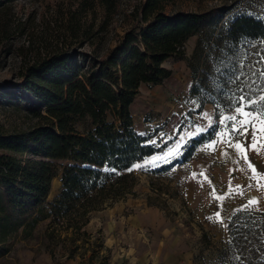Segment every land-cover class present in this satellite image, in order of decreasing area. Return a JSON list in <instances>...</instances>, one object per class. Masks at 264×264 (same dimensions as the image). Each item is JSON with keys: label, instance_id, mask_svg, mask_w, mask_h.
<instances>
[{"label": "rangeland", "instance_id": "1", "mask_svg": "<svg viewBox=\"0 0 264 264\" xmlns=\"http://www.w3.org/2000/svg\"><path fill=\"white\" fill-rule=\"evenodd\" d=\"M144 3L145 0H18L1 11L0 132H27L39 122L34 113L37 108L27 103L25 92L19 88L21 73L27 67L59 53L105 56L119 45L126 32L144 24L140 14ZM179 10L219 12L210 17L201 34L187 41L184 59L164 63L172 73L169 80L160 85H143L139 90L133 108L134 124L159 151L136 164L142 167L132 168L136 182L131 194L91 215L84 229L90 242L79 241L80 249L69 259L67 250L72 246L61 241L66 233L59 232L49 215V204L62 190L59 167L41 207L43 212L40 207H25L14 215L13 230L5 243L7 250L0 253V264H54L55 260L61 264H101L105 258L109 264L144 263L150 257L149 242L160 238V212L169 242L165 259L173 264H223L229 259L234 264H264V252L247 245L234 244L231 258L223 257L231 217L240 210L264 211V190L250 179L248 164L229 147L227 138L221 142V132L227 131L221 121L232 114L231 110L219 116L215 106L206 102L212 98L209 91L216 87L219 69H226L229 61L240 60L238 54L227 55L222 46L232 22L242 13L264 18V0H175L166 7L167 12ZM200 40L203 44L196 54ZM234 49L238 51L240 47ZM195 85L200 86L199 94L193 93ZM261 95L264 93L254 90L250 96L258 100ZM86 127V122L78 124L79 130ZM209 131L214 132L213 137L192 149V141ZM232 139L242 140L247 147L250 136L248 140L239 136ZM209 144L213 147L207 148ZM186 155H190L187 160ZM28 158L34 157L28 154ZM248 161L264 174V149L250 150ZM201 173L208 177L207 181ZM237 186V192H233ZM213 189L216 195L225 197L222 202L213 199ZM253 199L259 203L249 209L248 202ZM142 212L155 220L156 230L138 226L136 219ZM217 212L223 223L215 219ZM120 216L126 217L128 226L125 231L110 234L107 220H119ZM35 218L41 220L32 225Z\"/></svg>", "mask_w": 264, "mask_h": 264}, {"label": "trees", "instance_id": "2", "mask_svg": "<svg viewBox=\"0 0 264 264\" xmlns=\"http://www.w3.org/2000/svg\"><path fill=\"white\" fill-rule=\"evenodd\" d=\"M16 1L0 0V12ZM173 1L145 0L140 12L144 24L126 32L119 45L101 58L59 53L21 73L19 88L25 92L27 103L37 108L34 113L39 122L27 132H0V253L7 250L14 215L25 207H40L43 212L41 207L59 167L62 190L49 204V215L59 232L66 233L61 241L72 246L67 250L69 259L80 249L79 241L90 242L84 229L91 215L131 194L136 182L132 168L159 151L134 124L139 90L143 85L169 80L172 73L164 63L184 59L187 41L201 34L210 17L219 12H167ZM252 17L238 16L222 41L226 54H238L240 60L220 68L214 91L207 89L212 98L206 102L215 106L219 116L231 110L245 84L252 85L249 95L264 88V80L258 75L264 70V63H260L264 23ZM249 43L252 45L248 47ZM202 44L200 40L196 54ZM236 76L240 79H230ZM196 92H200L199 85L193 88ZM83 122L87 127L79 130L78 124ZM213 134L209 131L194 139L192 149ZM40 220L35 218L30 223L35 225ZM228 234L224 258H231L234 244L264 252V211L236 212L228 223ZM57 238L60 241L61 235ZM54 264L61 263L55 260ZM101 264L109 261L105 258ZM223 264L234 263L229 259Z\"/></svg>", "mask_w": 264, "mask_h": 264}, {"label": "snow or ice", "instance_id": "3", "mask_svg": "<svg viewBox=\"0 0 264 264\" xmlns=\"http://www.w3.org/2000/svg\"><path fill=\"white\" fill-rule=\"evenodd\" d=\"M242 15H249V13H242ZM257 19L258 22L264 23V18L252 17ZM261 43H264V39H262ZM260 63H264V56H261ZM261 80H264V70H261L258 73ZM231 80H239L240 77H232ZM255 81H253V84ZM252 89V85L245 84L244 87L240 88L239 91L242 93L241 95L235 98V105L231 107L230 115L224 116L221 123L224 124L227 129L226 132H221L222 140L221 142H225L223 138H227V143L229 147H232L236 154L241 157V159L248 164V168L251 171L252 175L250 179L255 181V186L259 190H264V174H259L255 167L248 161V152L250 150H254L260 152L264 149V95H261L258 100L252 99L249 95V91ZM260 92L264 93V88L259 89ZM243 137L248 140L250 136V140L248 141L247 147H245V143L240 139H232L234 137ZM207 148L213 147L212 144L206 146ZM136 168L142 167V165H135ZM108 171V169H105ZM114 171V169H113ZM204 177V180H208V177L204 175V173L200 174ZM193 179H195V174H193ZM253 185H249L252 187ZM237 188H233V192H237ZM212 197L214 200L222 202L225 197L216 195L215 189L212 191ZM258 201L253 199L248 202L247 207L251 209L252 207L258 205ZM209 219H213V217H209ZM217 221L223 223V220L220 218V212L216 213Z\"/></svg>", "mask_w": 264, "mask_h": 264}, {"label": "crops", "instance_id": "4", "mask_svg": "<svg viewBox=\"0 0 264 264\" xmlns=\"http://www.w3.org/2000/svg\"><path fill=\"white\" fill-rule=\"evenodd\" d=\"M147 213L142 212L137 217L139 219H136L138 222V226L142 230H148V231H154L158 228V225H156L155 220L150 219V216L148 217L146 215ZM108 216H112L111 214ZM109 218V217H108ZM125 216H120L119 220H107L106 228L110 232H114L115 230H122L125 231L126 227L128 226V221L125 219ZM130 218V217H129ZM158 220V219H157ZM164 225H165V218L164 215L160 212V238L154 239L153 242H149L150 249H149V258L144 262L140 264H173L170 260L165 259L166 254L164 250L166 249V245L169 243L167 237L165 235L167 234L164 232ZM169 245V244H168ZM171 247V245H170ZM169 250V249H168ZM163 258V260H161ZM121 264V263H119ZM124 264H133V263H124Z\"/></svg>", "mask_w": 264, "mask_h": 264}]
</instances>
